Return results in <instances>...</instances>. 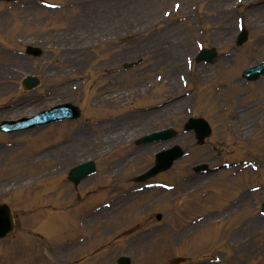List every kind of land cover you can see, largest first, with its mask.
Returning a JSON list of instances; mask_svg holds the SVG:
<instances>
[{
    "label": "rangeland",
    "instance_id": "374dc122",
    "mask_svg": "<svg viewBox=\"0 0 264 264\" xmlns=\"http://www.w3.org/2000/svg\"><path fill=\"white\" fill-rule=\"evenodd\" d=\"M43 1L65 2H0V120L31 116L65 101L80 105L82 115L61 122L64 125L54 123L48 128L0 132V203L10 202L14 213H20L16 229L8 239L0 241V264H48L39 258L41 246L36 243L39 239L46 242V237L36 230L37 224L47 218L45 214L55 211L42 208V204L52 199L60 206L59 211L78 213L98 201L91 189L100 185L104 186V191L110 190L109 198L121 194L128 190L127 179L145 169L155 151L174 143L180 144L188 154L148 182L163 180L175 187L166 191L153 188L134 193L133 198L127 196L125 200L130 199V203L123 209V215L104 223L105 231H112L104 234L102 228L89 245L68 251L69 259H85L81 264H94L95 257L101 253L96 264H107L106 253L120 249L133 255V264H197L217 256L221 260L216 264H264V254L254 251L264 245V228L245 230L248 232L246 242L234 241L231 237L245 220L254 227L261 226L253 217L256 212L248 213L249 204L245 206L246 211L243 208L244 213L236 212L223 222L213 221L222 215L224 208L239 205L235 201L243 193H247L250 198L246 200L255 205L264 196V77L245 84L240 76L242 69L264 60V5L258 7L254 4L256 0H186L190 1L189 5H184L182 0H115L114 3L100 0L97 6H92L91 0H77L80 5L49 7ZM178 1L181 5L176 9L173 4ZM238 17L248 32V39L241 45L236 44ZM230 25L233 30L229 36L226 28ZM169 26L177 30L185 42L181 43L179 36L178 42L170 38L171 30L166 31ZM221 35L227 39L222 40ZM197 40L219 50L213 63L190 64L198 50ZM27 43H39L43 54L27 55L24 52ZM222 50L224 52L220 53ZM131 62L136 64L124 66ZM26 74L39 75L41 85L23 90L20 80ZM150 91L151 98L148 97ZM182 93L186 97L184 101L169 102L173 95L180 97ZM256 102L261 103V115L251 108ZM160 104L166 105L165 109L182 108L166 115L158 112L159 116L147 112L162 109L163 106H152ZM188 107L195 115H203L212 123L213 133L206 145L196 147L191 132L168 140L170 144L136 143L148 132L169 125L180 132ZM259 119L260 127L248 128ZM114 120L115 123L125 120L126 125L114 135L106 134L109 123ZM111 135L113 147L105 140ZM204 153L205 159L215 158L209 161L210 165L245 158L252 160L257 168L243 169L230 180L224 179L226 170L217 173L213 177H219L218 183H213L209 195L201 196L207 185L198 191L182 193V189L188 188L186 182L189 187L195 185L191 180L194 175L191 166L197 156ZM89 158L97 159V175L78 185L67 182L64 174L76 163ZM108 163L118 167L115 173L120 175L116 181L115 177H101ZM116 183L118 186L114 188ZM258 184L263 185L260 190L248 192L249 187ZM74 188L84 197L89 195L70 208H66V204L77 201L75 193L68 200L60 198L59 194L56 198L46 194L48 191L64 193ZM145 202L148 203L143 204ZM158 213L160 221L156 219ZM199 217L204 219L198 221ZM206 217H209L208 222ZM66 218L54 227L53 241L75 234L69 231L73 217ZM157 222L160 225L152 227L143 245L142 229ZM188 222L192 225L186 230ZM131 225L134 230L129 232H134L139 240L129 243L127 236L111 244L120 231ZM32 230L41 234L33 236ZM234 243L238 245L235 247ZM242 246L253 249L246 255L235 251ZM60 248L66 253L63 245Z\"/></svg>",
    "mask_w": 264,
    "mask_h": 264
},
{
    "label": "water",
    "instance_id": "95a60500",
    "mask_svg": "<svg viewBox=\"0 0 264 264\" xmlns=\"http://www.w3.org/2000/svg\"><path fill=\"white\" fill-rule=\"evenodd\" d=\"M259 68H260V66H258V67H255V68H253V69H250V70H248L247 72H258L259 71ZM54 111H55V109H52V110H50V111H46V112H44V114H42L40 117L41 118H43V116L45 115L46 116V120H48V119H52V118H58L60 115H55L54 114ZM171 161L172 160H170V161H168L167 162V164H166V167H168L169 165H170V163H171ZM81 168L82 167H79V168H77V169H74V173L75 174H81L80 172H81ZM88 171V170H87ZM84 173V172H83ZM1 225H2V223H0V227H1ZM6 232V229L4 230V231H2V233L1 234H4Z\"/></svg>",
    "mask_w": 264,
    "mask_h": 264
},
{
    "label": "bare ground",
    "instance_id": "6f19581e",
    "mask_svg": "<svg viewBox=\"0 0 264 264\" xmlns=\"http://www.w3.org/2000/svg\"><path fill=\"white\" fill-rule=\"evenodd\" d=\"M183 1V4L186 5L188 4V2L186 0H182ZM85 140V139H84Z\"/></svg>",
    "mask_w": 264,
    "mask_h": 264
}]
</instances>
